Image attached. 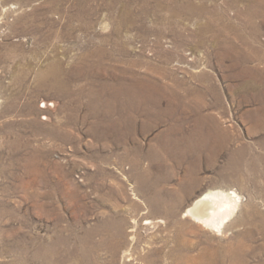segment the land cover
<instances>
[{
    "label": "rangeland",
    "instance_id": "obj_1",
    "mask_svg": "<svg viewBox=\"0 0 264 264\" xmlns=\"http://www.w3.org/2000/svg\"><path fill=\"white\" fill-rule=\"evenodd\" d=\"M0 264H264V0H0Z\"/></svg>",
    "mask_w": 264,
    "mask_h": 264
},
{
    "label": "bare ground",
    "instance_id": "obj_2",
    "mask_svg": "<svg viewBox=\"0 0 264 264\" xmlns=\"http://www.w3.org/2000/svg\"><path fill=\"white\" fill-rule=\"evenodd\" d=\"M240 200L241 196L235 190H209L196 199L187 213L199 223L218 231L236 213Z\"/></svg>",
    "mask_w": 264,
    "mask_h": 264
},
{
    "label": "crops",
    "instance_id": "obj_3",
    "mask_svg": "<svg viewBox=\"0 0 264 264\" xmlns=\"http://www.w3.org/2000/svg\"><path fill=\"white\" fill-rule=\"evenodd\" d=\"M246 66H249V65H242L240 63V61L236 60L234 62V67H233V72L236 75V78L239 80L240 77L246 76L245 81H242L239 83L236 81L229 82V80L227 78H224L225 82H226V84H225L226 90L228 88L227 93H231L235 98L240 97V96H241V98H245L247 96V93L244 92L246 90L244 86L248 85L249 83H252V81H253L252 77L256 74L254 68L246 67ZM239 81H241V80H239ZM228 83H231V84L229 85ZM213 110H209V111L201 110V111H205L204 113H208L207 115H209V116H205V114L200 115V117L196 118L195 125L197 124L198 126H201L202 128L200 127V129H202V130H208V131L210 130L212 132H216L217 130L223 131L224 129H220L219 123H218L219 120L216 117V114L220 113L221 109H213ZM129 118H130L129 119L130 121H126V123L128 124V127H126V126L124 128L122 127V129H128V130L133 129V127H132V124H133L132 114ZM100 131H101V134L106 133V130H100ZM218 147L223 148V146H218ZM177 149H178V147H177ZM177 149H176V152H177ZM180 149H181V145H180ZM215 153H217V152L215 150H213L212 152H210V155H213ZM175 155H177V153ZM182 155H183V153H181V151H180L179 157Z\"/></svg>",
    "mask_w": 264,
    "mask_h": 264
}]
</instances>
